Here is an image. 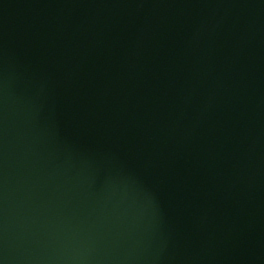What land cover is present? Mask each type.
Masks as SVG:
<instances>
[{"label": "water", "instance_id": "95a60500", "mask_svg": "<svg viewBox=\"0 0 264 264\" xmlns=\"http://www.w3.org/2000/svg\"><path fill=\"white\" fill-rule=\"evenodd\" d=\"M0 264H264V0H0Z\"/></svg>", "mask_w": 264, "mask_h": 264}]
</instances>
